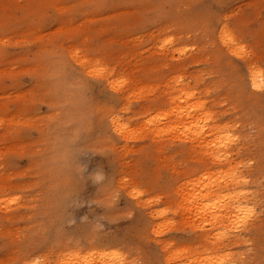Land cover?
Returning a JSON list of instances; mask_svg holds the SVG:
<instances>
[{
    "label": "rangeland",
    "instance_id": "374dc122",
    "mask_svg": "<svg viewBox=\"0 0 264 264\" xmlns=\"http://www.w3.org/2000/svg\"><path fill=\"white\" fill-rule=\"evenodd\" d=\"M223 26L264 73V0H0V264H62V253L92 247L114 249L127 264H172L182 249L183 261L202 250L187 195L175 190L218 160L189 148L164 96L184 88L178 81L198 80L215 101V119L263 142L264 162V100L242 88L244 59L218 52ZM98 67L115 88L89 75ZM109 113L128 122L129 134L110 128ZM242 157L252 166L257 159ZM77 165L88 173L77 223L45 232ZM96 170L102 185L92 179ZM259 175L264 181V168ZM259 244L252 238L250 253L249 244L230 250L246 253L245 264H264V239Z\"/></svg>",
    "mask_w": 264,
    "mask_h": 264
},
{
    "label": "bare ground",
    "instance_id": "6f19581e",
    "mask_svg": "<svg viewBox=\"0 0 264 264\" xmlns=\"http://www.w3.org/2000/svg\"><path fill=\"white\" fill-rule=\"evenodd\" d=\"M229 37L237 42L235 46L230 44ZM218 39L221 41L219 46L221 45L222 48H218L219 53L233 54L237 47L241 46L238 37L226 26L220 30ZM176 49L178 48L172 50ZM178 51L184 53L179 49ZM238 56L243 58L248 66L247 79L239 78L242 88L248 98L255 103L264 100V92L259 93L262 92L259 88L254 89L251 86L253 79L259 84L263 73L258 68L256 56L254 55L252 58L249 54L243 53ZM82 64L85 65L84 60H82ZM224 66L231 70L234 69L228 58H226ZM106 73H101L99 76L108 82L110 81L112 87L115 88L114 79L112 76H107ZM178 82L184 88L178 94L164 96L165 103L173 102L172 108L166 111L177 118L172 125L177 126L174 127L175 129L180 127L183 130V138L190 143L189 148H199L200 151H204L206 161L212 158L218 161H213L214 164L210 168L205 166L200 169L196 177L187 182L186 188L180 189L178 187L175 190L180 196L182 194L187 195L185 202L187 203L188 215L191 217L192 232L203 248L191 260L183 261L186 254L185 249H182L177 256L172 255L170 259H172V264H209L210 261L219 262L228 259L235 261L239 258V254L230 250L231 244L244 248L248 246L246 241L254 238L257 241L258 249H260L259 242L264 239V219L259 217L250 222L246 230L237 232L233 227V220L237 215L236 208L241 206L239 199H243L246 203L253 201V197L250 196L236 198V193H255L254 202L257 204L259 200L264 199V191H262L261 182L258 179L260 177L259 172L264 168V162L259 157L258 152L263 142L249 134L250 131L246 128L238 129L228 121L215 119L213 113L215 101L208 99L205 94L199 91L198 80L194 81L193 85L183 81ZM204 89L208 90L207 87ZM108 120L112 130L123 136L129 134L130 125L126 120L120 118L119 114L109 113ZM151 122L154 123L153 120ZM162 129V127L158 128V131L162 132ZM229 134L233 137H239L240 143L222 147L221 145L227 142ZM221 137L224 139L221 140ZM249 153H253L257 157L254 160L255 166L245 165L242 155ZM234 173L236 174L235 177H233ZM251 174L252 178H250ZM236 180H248L249 184L246 186L237 185ZM152 213L153 210L150 211V215H153ZM160 213L162 210L157 211L158 216H161ZM218 234L223 235H219L217 238ZM217 239L220 240L217 241ZM218 242H222L223 246L219 247ZM113 251L116 250H96L95 247L82 253L69 251L62 253V264H115L112 257L103 255Z\"/></svg>",
    "mask_w": 264,
    "mask_h": 264
},
{
    "label": "snow or ice",
    "instance_id": "6c2138e0",
    "mask_svg": "<svg viewBox=\"0 0 264 264\" xmlns=\"http://www.w3.org/2000/svg\"><path fill=\"white\" fill-rule=\"evenodd\" d=\"M40 8L44 7H50L46 5H38ZM229 42L231 45L235 46L236 41L232 38L229 37ZM171 44V37H169L168 40L164 41V45H170ZM181 52L186 51L185 49L180 50ZM245 54L247 55V50L241 45L237 47L236 51L233 52V55H240V54ZM80 54L79 50L74 54L76 57H78ZM99 64V62H97ZM106 72V69L102 67H98L95 70V73H89V75H100L101 73ZM252 88L256 89L259 88L262 92H264V73L261 74L260 77V82L259 84L256 82L255 79L252 81ZM224 138L221 137V140ZM240 143V138L239 137H233L231 134H229L227 138V142L225 144H222V147H227L229 144H238ZM249 165L252 164L251 161L248 162ZM238 167H243V166H238ZM235 173L233 174V177H235ZM88 176L87 171L83 168L80 167L79 165L76 166L75 168V174L73 175V179L69 182L66 183L64 186V189L62 191V194L58 198L56 204H55V212L51 214V219L49 221V224L45 228V232L52 230L57 233L62 232L64 227L66 225H73L75 226L77 221L74 219V215L76 212V209L80 207L81 204V191H80V185L81 183L85 180V178ZM92 179L99 184L104 183V177L100 174L99 170H96L95 175L92 177ZM237 185H248L249 181L248 180H236L235 181ZM261 188L262 191H264V181H261ZM131 195L133 196H139L140 193L136 190L133 189ZM246 196L253 197V201L245 202L243 199H239L240 207L236 208L237 215L233 220V227L234 229L239 232L240 230H246L248 228V225L250 222L254 221L257 219V217L264 219V199L259 200L258 204L254 202L255 199V193H248V192H239L235 194L236 198H243ZM151 203V201H149ZM248 204H251V206H248ZM131 213H128L130 215ZM161 215L163 213H160ZM80 221L85 224L89 225L88 217L83 216L80 217ZM100 225L98 223H95V228H99ZM223 235V234H218ZM247 244H249V247L247 248V253L251 252V247H250V241H246ZM103 255L105 256H110L113 258L115 261V264H127V262L124 260L123 256L117 252L113 251L111 253H104ZM246 253H240L239 258L235 261L232 259H228L227 261L225 260H220L219 262L217 261H210L209 264H245L244 261V256ZM12 264H19V261H13ZM25 264H46V262L40 260V259H28L25 261ZM131 264H155V262H148L144 261L142 259H137L133 260Z\"/></svg>",
    "mask_w": 264,
    "mask_h": 264
}]
</instances>
